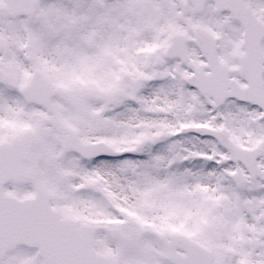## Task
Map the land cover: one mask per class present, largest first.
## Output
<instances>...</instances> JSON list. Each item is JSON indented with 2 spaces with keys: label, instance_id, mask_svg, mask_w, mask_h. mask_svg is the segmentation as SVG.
I'll list each match as a JSON object with an SVG mask.
<instances>
[{
  "label": "snow or ice",
  "instance_id": "obj_1",
  "mask_svg": "<svg viewBox=\"0 0 264 264\" xmlns=\"http://www.w3.org/2000/svg\"><path fill=\"white\" fill-rule=\"evenodd\" d=\"M0 264H264V0H0Z\"/></svg>",
  "mask_w": 264,
  "mask_h": 264
}]
</instances>
